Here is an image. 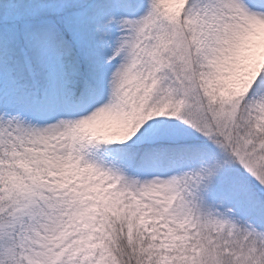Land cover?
I'll list each match as a JSON object with an SVG mask.
<instances>
[{"label":"snow or ice","instance_id":"snow-or-ice-1","mask_svg":"<svg viewBox=\"0 0 264 264\" xmlns=\"http://www.w3.org/2000/svg\"><path fill=\"white\" fill-rule=\"evenodd\" d=\"M0 264H264V0H0Z\"/></svg>","mask_w":264,"mask_h":264}]
</instances>
